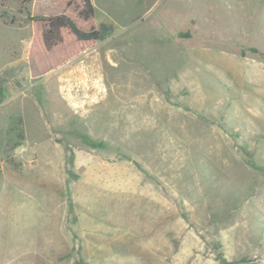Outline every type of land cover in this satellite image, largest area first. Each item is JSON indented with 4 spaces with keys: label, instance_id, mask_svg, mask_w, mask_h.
Wrapping results in <instances>:
<instances>
[{
    "label": "rangeland",
    "instance_id": "374dc122",
    "mask_svg": "<svg viewBox=\"0 0 264 264\" xmlns=\"http://www.w3.org/2000/svg\"><path fill=\"white\" fill-rule=\"evenodd\" d=\"M91 1L42 75L0 0V264H264V0Z\"/></svg>",
    "mask_w": 264,
    "mask_h": 264
},
{
    "label": "trees",
    "instance_id": "16d2710c",
    "mask_svg": "<svg viewBox=\"0 0 264 264\" xmlns=\"http://www.w3.org/2000/svg\"><path fill=\"white\" fill-rule=\"evenodd\" d=\"M67 10L70 13L35 15L31 18L29 54L42 75L90 50L113 32L110 25H88L95 18L91 0H68ZM81 21L86 22L88 29L79 27Z\"/></svg>",
    "mask_w": 264,
    "mask_h": 264
},
{
    "label": "crops",
    "instance_id": "0c3cea01",
    "mask_svg": "<svg viewBox=\"0 0 264 264\" xmlns=\"http://www.w3.org/2000/svg\"><path fill=\"white\" fill-rule=\"evenodd\" d=\"M103 98V97H102Z\"/></svg>",
    "mask_w": 264,
    "mask_h": 264
}]
</instances>
